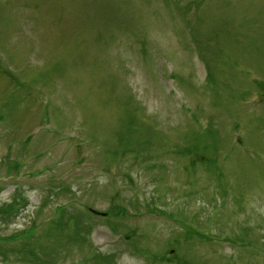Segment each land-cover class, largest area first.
I'll use <instances>...</instances> for the list:
<instances>
[{"label":"rangeland","instance_id":"obj_1","mask_svg":"<svg viewBox=\"0 0 264 264\" xmlns=\"http://www.w3.org/2000/svg\"><path fill=\"white\" fill-rule=\"evenodd\" d=\"M102 1L0 0V264H264V0Z\"/></svg>","mask_w":264,"mask_h":264},{"label":"trees","instance_id":"obj_2","mask_svg":"<svg viewBox=\"0 0 264 264\" xmlns=\"http://www.w3.org/2000/svg\"><path fill=\"white\" fill-rule=\"evenodd\" d=\"M256 48H258L257 47V45L255 46ZM258 83H259V85H260V87H262V88H264V81H262V79H260L259 81H258ZM263 92H264V89L262 90ZM129 122V121H128ZM127 122V123H128ZM213 130H215V129H213ZM211 130H210V128H209V126H207L206 128H202L201 126L198 128V132H197V135L195 136V138H196V141H201V142H203V141H206V136H207V134L210 132ZM204 133V134H203ZM135 143V142H134ZM206 144V143H205ZM136 146V145H135ZM205 148H207L208 150L209 149H211L212 147H211V145L210 144H208L207 143V145H205ZM189 152H191L190 150H187V153H189ZM194 152V151H193ZM202 158H204V155H203V157H202V154H197L196 153V157H195V160H194V162H191V166H195V164H197L198 162H200V161H202V160H200V159H202ZM4 161H5V159H4ZM11 169H16L17 171L19 170V164H18V161H16L15 163H14V165L13 166H11L10 167ZM0 188H1V185H0ZM13 202H15V201H13ZM17 202V201H16ZM12 203V202H11ZM10 203V204H11ZM10 204H8V205H10ZM65 205V204H64ZM64 205H62L63 206V208H61L62 209V212H63V217H62V219H64V221H69L70 219H74V220H78L79 218H78V216L77 215H75V214H73L72 212H68V210H67V207H65ZM10 207H13V209H17L18 208V206L17 205H15V203L13 204V205H11ZM59 208V207H58ZM1 210H3L2 208H1ZM119 211L120 212H122L121 211V209H119ZM66 213H68V215H65ZM189 227V226H188ZM193 232H195V230H193L191 227H189ZM24 233H26V231L24 232ZM16 236V235H15ZM15 236H13V237H15ZM12 237V238H13ZM2 239V238H1ZM5 240V239H4ZM2 254H4V252H2Z\"/></svg>","mask_w":264,"mask_h":264}]
</instances>
